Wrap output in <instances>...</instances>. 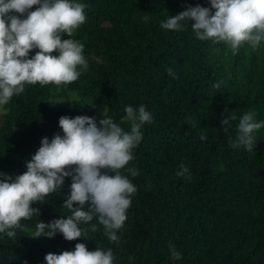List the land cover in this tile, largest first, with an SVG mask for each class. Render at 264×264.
Listing matches in <instances>:
<instances>
[{
  "label": "trees",
  "instance_id": "1",
  "mask_svg": "<svg viewBox=\"0 0 264 264\" xmlns=\"http://www.w3.org/2000/svg\"><path fill=\"white\" fill-rule=\"evenodd\" d=\"M76 2L87 5L86 22L69 38L84 44L87 67L78 69L81 75L71 84H26L2 106L0 172L13 178L24 173L43 137L51 141L55 133L63 135L62 115L99 121L105 110L130 131L124 109L143 104L152 123L142 125L134 159L120 170L137 192L117 231L118 244L109 241L94 217L79 225L84 237L67 241L57 232L41 236L44 246L39 247L27 228L71 215L63 206L71 184L65 177L58 192L32 204L39 215L22 219L15 238L0 233V264H46L47 253L73 251L76 243L89 251L111 249L113 264H264V128L254 133L253 151L230 146L243 114L255 111L254 119L264 120V42L256 50L245 42L233 54L223 42L197 39L190 23L179 31L160 27L188 7H211L209 0ZM56 89L63 102L54 100ZM231 114L237 119L225 132L221 120ZM201 133L207 137L203 141ZM181 163L189 170L184 177L176 175ZM129 168L139 175L132 177ZM170 244L181 259H171Z\"/></svg>",
  "mask_w": 264,
  "mask_h": 264
},
{
  "label": "clouds",
  "instance_id": "2",
  "mask_svg": "<svg viewBox=\"0 0 264 264\" xmlns=\"http://www.w3.org/2000/svg\"><path fill=\"white\" fill-rule=\"evenodd\" d=\"M209 3L211 7L197 4L169 16L161 21L160 27L179 31L190 23L197 39L211 40L214 44L223 42L233 54L245 42L253 50L264 42V0H209ZM86 8L85 3L76 0H0V106L23 93L26 84L59 86L79 79L78 69L87 67L84 44L69 37L86 22ZM142 19L147 23L149 17ZM33 49L38 51L29 58ZM166 71L176 78L172 68ZM214 87L219 88V84ZM124 111L122 119L130 122V131L115 123L105 110L99 121L94 116L62 115L59 126L63 135L55 133L51 141L43 137L38 150L26 161L24 173L13 178L0 172L3 177L0 233L15 238V229L22 227V219L39 215V209L32 204L45 202L46 197L60 190L65 177H71L70 193L63 203L71 215L49 223L40 221L31 237L51 238L59 232L67 241L77 240L84 237L79 225L95 217L109 241L118 244L117 231L123 228L131 197L137 192L120 170L134 159L132 150L142 139V125L153 120L143 104L138 108L128 105ZM255 115V111H249L239 119L236 139L230 143L232 148L243 146L247 151L254 150V133L264 128V120L257 122ZM236 119L235 114L225 116L221 120L222 130L227 132L230 121ZM199 138L203 141L207 137L201 133ZM128 172L132 177L139 175L135 168H129ZM188 172L181 163L176 175L184 177ZM91 231H97L96 224L91 225ZM169 247L171 259L182 258L175 245ZM44 260L46 264H113L114 255L111 249L89 251L84 243H76L73 251L49 252Z\"/></svg>",
  "mask_w": 264,
  "mask_h": 264
},
{
  "label": "rangeland",
  "instance_id": "3",
  "mask_svg": "<svg viewBox=\"0 0 264 264\" xmlns=\"http://www.w3.org/2000/svg\"><path fill=\"white\" fill-rule=\"evenodd\" d=\"M53 94L54 95L57 94V89L53 91ZM66 98L74 101L75 96L73 94H68V97H66ZM54 100L59 102V101H64V98L56 95ZM2 111H3L2 106H0V112H2ZM34 230H35L34 228H27V232L29 233L30 237H31V234ZM31 238L37 242V245L39 247L44 246V240L41 236L38 238H34V237H31Z\"/></svg>",
  "mask_w": 264,
  "mask_h": 264
}]
</instances>
